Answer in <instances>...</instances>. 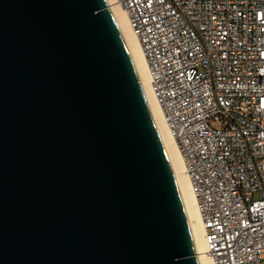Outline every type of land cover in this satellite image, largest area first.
Instances as JSON below:
<instances>
[{
	"label": "water",
	"instance_id": "1",
	"mask_svg": "<svg viewBox=\"0 0 264 264\" xmlns=\"http://www.w3.org/2000/svg\"><path fill=\"white\" fill-rule=\"evenodd\" d=\"M0 264H202L107 0H0Z\"/></svg>",
	"mask_w": 264,
	"mask_h": 264
},
{
	"label": "built area",
	"instance_id": "2",
	"mask_svg": "<svg viewBox=\"0 0 264 264\" xmlns=\"http://www.w3.org/2000/svg\"><path fill=\"white\" fill-rule=\"evenodd\" d=\"M213 264H264V0H119Z\"/></svg>",
	"mask_w": 264,
	"mask_h": 264
},
{
	"label": "bare ground",
	"instance_id": "3",
	"mask_svg": "<svg viewBox=\"0 0 264 264\" xmlns=\"http://www.w3.org/2000/svg\"><path fill=\"white\" fill-rule=\"evenodd\" d=\"M107 2L111 7L114 17L119 25L127 47L130 51L138 75L142 82L153 117L155 119L159 132L167 148L171 162L179 179L190 214L191 224L201 262L202 264H213V261L211 260L208 254V245L205 240V229L200 211L197 206V200L194 195L193 187L187 174L185 173L184 159L181 155L176 140L170 133V130L165 122L162 108L152 92L149 66L141 44L136 35L133 33L129 24L127 13L120 5L119 0H107Z\"/></svg>",
	"mask_w": 264,
	"mask_h": 264
}]
</instances>
